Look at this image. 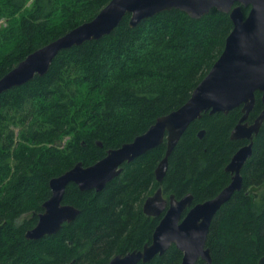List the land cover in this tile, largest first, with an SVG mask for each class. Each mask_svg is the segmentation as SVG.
Listing matches in <instances>:
<instances>
[{
	"label": "trees",
	"instance_id": "trees-1",
	"mask_svg": "<svg viewBox=\"0 0 264 264\" xmlns=\"http://www.w3.org/2000/svg\"><path fill=\"white\" fill-rule=\"evenodd\" d=\"M0 0V14L19 13L17 36L8 29L0 55V77L35 49L90 20L109 0ZM248 7H242L243 14ZM125 14L114 29L98 39L61 49L47 72L0 93V129L18 116L23 132L13 151L12 131L0 142V178L13 171L0 193V264H105L117 255L139 249L150 241L159 217L145 215L144 199L161 186L164 197L192 194V205L215 196L230 181L225 171L234 152L247 143L231 139L241 105L227 113L204 112L181 134L168 157L162 181L155 168L165 141L130 162L102 190H80L69 183L63 203L79 209L70 222L53 234L28 239L48 185L77 162L88 166L108 149L117 148L143 133L157 117L177 109L189 98L221 53L232 29L228 13L211 8L199 18L171 8L129 25ZM9 33V34H8ZM8 34V35H7ZM103 92L93 101L78 86ZM82 97L87 118L73 129L62 148L45 151L40 143L66 134L69 110ZM264 107L261 93L248 121ZM68 115V116H67ZM84 128V127H83ZM204 133L198 137L197 132ZM48 137V138H47ZM1 138V137H0ZM100 143V145L98 144ZM241 188L212 218L205 241L210 264H257L264 255V119L253 137L252 154L241 169ZM182 252L171 245L162 254L137 264H180ZM195 264H203L201 260Z\"/></svg>",
	"mask_w": 264,
	"mask_h": 264
},
{
	"label": "water",
	"instance_id": "water-1",
	"mask_svg": "<svg viewBox=\"0 0 264 264\" xmlns=\"http://www.w3.org/2000/svg\"><path fill=\"white\" fill-rule=\"evenodd\" d=\"M242 7L249 8L245 15ZM171 8L179 9L192 18L201 17L211 8L228 13L233 26L225 38L221 53L193 88L187 101L177 109L157 117L153 124L130 142L108 149L93 164L83 166L77 162L62 174L52 177L48 182L50 196L42 203L43 210L38 214L35 225L26 231V238L37 239L56 233L63 223L72 221L78 215L79 209L62 202L69 183H75L80 190L100 191L107 182L122 173L125 162L165 141L164 154L155 168V178L160 183L169 155L193 120L204 112L227 113L241 105L242 114L231 129L230 138L245 139L247 143L234 152L225 166V171L230 173L229 183L215 196L192 206L191 193L181 198L173 194L165 198L161 186H158L142 204L143 212L149 216L163 214L153 230L151 241L140 250L123 256L115 255L105 264L146 262L171 245L182 252L180 264H194L199 258L204 264L211 263L210 251L205 247L210 222L221 205L241 188V169L252 154L253 137L264 119V107L252 122L247 119L255 102L256 91L261 93L264 103V0H109L93 18L30 52L2 75L0 93L24 84L36 74H45L61 49L110 33L125 14H130L129 25L135 26L143 18ZM203 133V129L199 130L198 137ZM257 264H264V255Z\"/></svg>",
	"mask_w": 264,
	"mask_h": 264
},
{
	"label": "rangeland",
	"instance_id": "rangeland-1",
	"mask_svg": "<svg viewBox=\"0 0 264 264\" xmlns=\"http://www.w3.org/2000/svg\"><path fill=\"white\" fill-rule=\"evenodd\" d=\"M32 0H28L26 2V6L25 8H28L31 4ZM23 9L20 11L22 12ZM19 11L15 12L12 16L8 15V14H0V55L1 53L4 51L3 49V44L6 42V39H4V34L7 32L8 29L12 30V34L17 36V34L20 32L19 30ZM1 13V12H0ZM9 34V33H8ZM7 34V35H8ZM1 58V57H0ZM89 83L87 81L84 82V85H80L78 86L79 90L82 91V93L84 95H89L88 92H90L89 98H93V101H96L98 98L103 96V92H100L98 90H92L91 87L89 88ZM82 97H78V99L76 100V104L70 108L69 110V116L71 118V123L68 127V129L66 128V134L61 135L60 139H61V145L58 146L57 144V139H52V137L48 138L47 140H45V142L40 143V145L43 147V149L45 151H48L50 149H57L62 148L65 144V142L70 141L73 135V132H71L73 129H78L81 131V129H84L85 131H89V129L91 128L90 126H83L81 127V123H82V118H87V114H84V111L81 110V106H80V102ZM2 111H0L1 113ZM87 115V116H86ZM68 116V115H67ZM1 118V116H0ZM15 121L10 122V121H4L5 127L3 129H0V142H3V140L5 141V139H7L8 134L12 131V135H13V139H14V143L11 146V148L9 149L11 153H13L14 149L19 145L22 144L25 147H31L34 143L31 141H26L23 142L22 140H20V135L23 132V128H22V122L20 120V118L18 116L15 117ZM13 171V167L9 165V172L3 176H1L0 178V193L2 191V184L5 183L9 176L11 175ZM257 193H261L264 191V184H262L261 186H259L256 189Z\"/></svg>",
	"mask_w": 264,
	"mask_h": 264
},
{
	"label": "flooded vegetation",
	"instance_id": "flooded-vegetation-1",
	"mask_svg": "<svg viewBox=\"0 0 264 264\" xmlns=\"http://www.w3.org/2000/svg\"><path fill=\"white\" fill-rule=\"evenodd\" d=\"M122 166H123V165H122ZM150 195H151V194H150ZM148 196H149V195H148ZM148 196H147V197H148ZM163 196H164V195H163ZM165 198H166V197H165ZM144 200H145V199H144ZM143 202H144V201H143ZM142 204H143V203H142ZM190 206H192V204H191ZM190 206H188V207L185 209L184 214L186 213V211L188 210V208H189ZM142 211H143V210H142ZM144 214H145V213H144ZM184 214H183V215H184ZM145 215H147V214H145ZM162 215H163V214H161V215H159V216H152V215H150V216H152V217H159V219H160V218L162 217ZM148 216H149V215H148ZM158 222H159V220H158ZM150 241H151V239H150ZM150 241L145 242L144 244L149 243ZM144 244H143V245H144ZM142 247H143V246H142ZM142 247H141V248H142ZM141 248H139V249H132V250H129V251L123 253V254H117V255H121V256H123V255H125V254L128 253V252H132V251H134V250H140ZM113 257H114V256H113ZM111 258H112V257H111ZM111 258H110V259H111ZM181 258H182V256H181ZM110 259H109V260H110ZM109 260H108V261H109ZM198 260H201V261L203 262V260L200 259V258H199ZM198 260H196V261H198ZM108 261H107V262H108ZM180 261H181V260H180ZM139 262H142V261H139ZM194 264H195V263H194ZM203 264H204V262H203Z\"/></svg>",
	"mask_w": 264,
	"mask_h": 264
}]
</instances>
